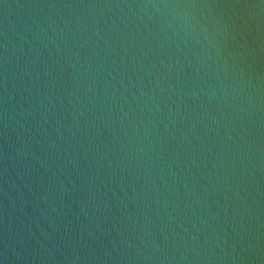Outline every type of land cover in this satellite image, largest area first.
Instances as JSON below:
<instances>
[{
  "label": "water",
  "instance_id": "95a60500",
  "mask_svg": "<svg viewBox=\"0 0 264 264\" xmlns=\"http://www.w3.org/2000/svg\"><path fill=\"white\" fill-rule=\"evenodd\" d=\"M0 264H264V0H0Z\"/></svg>",
  "mask_w": 264,
  "mask_h": 264
}]
</instances>
